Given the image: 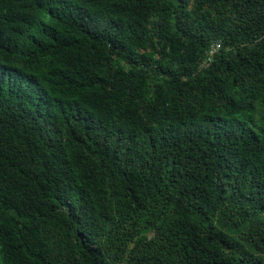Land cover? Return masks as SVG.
I'll list each match as a JSON object with an SVG mask.
<instances>
[{
	"label": "trees",
	"instance_id": "obj_1",
	"mask_svg": "<svg viewBox=\"0 0 264 264\" xmlns=\"http://www.w3.org/2000/svg\"><path fill=\"white\" fill-rule=\"evenodd\" d=\"M0 264H264V0H0Z\"/></svg>",
	"mask_w": 264,
	"mask_h": 264
},
{
	"label": "built area",
	"instance_id": "obj_2",
	"mask_svg": "<svg viewBox=\"0 0 264 264\" xmlns=\"http://www.w3.org/2000/svg\"><path fill=\"white\" fill-rule=\"evenodd\" d=\"M215 46H214L215 48H211V52H210L211 54L215 53L219 47L218 45H215Z\"/></svg>",
	"mask_w": 264,
	"mask_h": 264
}]
</instances>
